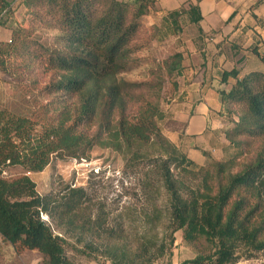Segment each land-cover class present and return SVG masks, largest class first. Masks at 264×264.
Instances as JSON below:
<instances>
[{"label": "trees", "instance_id": "trees-1", "mask_svg": "<svg viewBox=\"0 0 264 264\" xmlns=\"http://www.w3.org/2000/svg\"><path fill=\"white\" fill-rule=\"evenodd\" d=\"M24 3L39 11L28 28L0 42V70L42 67L58 73V80L43 90L50 101L33 117L0 110V237L39 252L45 264H75L67 247L111 264H155L180 231L187 244L206 246L184 264H236L264 252V72L223 74L224 82L235 79L230 90L218 92L223 111L240 108L238 122L225 132L236 153L216 161L204 152L205 165L198 166L162 135L159 104L145 102L141 86L123 78L136 63L141 20L156 11V0ZM9 7L0 0V26ZM38 26L59 32L53 45L33 38ZM182 62L175 54L163 64L169 76H180ZM155 147L161 154L146 173V189L151 198L158 192L165 199L159 207L151 201L145 217L148 227L165 228L161 239L144 234L132 245L84 188L68 185L41 196L29 177L55 158L86 160L95 148L124 157L128 166L149 161ZM15 168L23 175L6 178Z\"/></svg>", "mask_w": 264, "mask_h": 264}, {"label": "rangeland", "instance_id": "rangeland-1", "mask_svg": "<svg viewBox=\"0 0 264 264\" xmlns=\"http://www.w3.org/2000/svg\"><path fill=\"white\" fill-rule=\"evenodd\" d=\"M6 1L10 5V11L4 17V25L0 26V42L4 43L10 42L14 29L28 28L33 20V14L39 11L35 8L28 9L24 0ZM141 24L142 31L134 46L137 47L135 51L137 60L123 78L127 82L141 86L138 93L145 102L159 104L164 114L159 126L162 135L172 143V134L182 132L185 127L184 121L179 119L183 112L184 98L181 92L184 80L181 75L169 76L163 63L173 55L181 54L182 75L187 72L189 67L187 64L185 67V57H189L190 54L188 42L191 34L186 27L180 29L179 25L183 24L179 22L177 26H173V32L164 22L163 14L159 13L157 7L156 11L141 20ZM57 35L58 31L44 30L42 26H38L33 38L42 45L51 46ZM57 80L58 73L44 71L42 67H35L31 72L25 69L14 70L10 74L0 70V110H8L23 117H33L38 108L50 101L43 90ZM239 111V107L223 111L222 114L227 118V123L229 122L228 131L238 122ZM235 153L232 149L224 159ZM160 154L159 147H155L150 151L149 161L140 160L127 166L124 157L110 150L95 148L86 160L55 158L42 173L29 174V177L35 182L36 190L41 196L62 190L68 185L84 188L92 204L104 208L109 214L110 225L117 229L123 228L124 237L128 243L134 245L137 236L145 234L161 239L165 231L163 226L159 227V223L148 227L145 217V214L151 213L153 203L151 201L158 207L164 204L163 196L159 198L157 192L154 198H151L146 189V173ZM23 173L18 168L10 169L5 173V177L15 179ZM205 249L206 246L203 244L197 246L187 244L183 239V233L176 232L173 235V243L169 246L168 255L155 264H184L204 253ZM66 251L75 264H111L99 256L87 257L75 253L70 247H67ZM0 264H45V260L39 252L18 249L0 237ZM236 264H264V252L244 255Z\"/></svg>", "mask_w": 264, "mask_h": 264}, {"label": "crops", "instance_id": "crops-1", "mask_svg": "<svg viewBox=\"0 0 264 264\" xmlns=\"http://www.w3.org/2000/svg\"><path fill=\"white\" fill-rule=\"evenodd\" d=\"M156 2L173 32L179 22V28L191 34L190 54L185 57L189 69L181 74L184 100L179 119L185 127L173 133L171 141L198 166L205 165L204 152L223 161L233 148L225 137L229 122L218 92L235 83L232 77L224 82V73L236 71L241 78L264 72V0Z\"/></svg>", "mask_w": 264, "mask_h": 264}, {"label": "built area", "instance_id": "built-area-1", "mask_svg": "<svg viewBox=\"0 0 264 264\" xmlns=\"http://www.w3.org/2000/svg\"><path fill=\"white\" fill-rule=\"evenodd\" d=\"M42 218H43V220H47V218H46V217H44V216H43Z\"/></svg>", "mask_w": 264, "mask_h": 264}]
</instances>
